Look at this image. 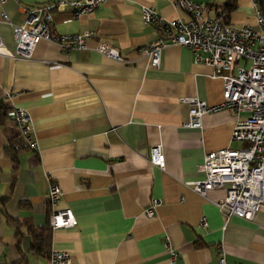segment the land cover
Returning <instances> with one entry per match:
<instances>
[{
	"label": "crops",
	"instance_id": "obj_1",
	"mask_svg": "<svg viewBox=\"0 0 264 264\" xmlns=\"http://www.w3.org/2000/svg\"><path fill=\"white\" fill-rule=\"evenodd\" d=\"M54 1L0 0V34L7 46L15 47L13 24L25 22L24 8ZM174 1L106 0L78 15L70 7L54 8L50 23L55 32H95L86 49L66 51L41 40L30 58L0 55V101L30 112L38 141L33 149L9 118L0 123V196L10 193L12 183L5 150L10 145L18 152L19 168L5 208L13 218L49 224V180L58 183L63 195L56 207L70 208L77 219L75 226L51 230L50 249L71 254L64 264H221V253L226 264H264V210L251 219L226 221L217 206L225 188L204 196L189 184L203 178L198 165L207 152L244 145L231 133L236 119L249 113L222 108L205 113L201 128L184 125L190 103L181 98L219 103L222 79L212 65L195 62L186 46L164 48L159 66L139 51L159 34L153 24H144L142 6H153L170 19L190 18ZM196 1L209 14L226 2ZM236 3L229 22L258 28L253 0ZM99 41L109 42L127 61L96 50ZM6 91L13 94L9 102ZM155 144L162 146L163 168L150 161ZM154 198L161 203L147 216ZM21 201L29 207L22 208ZM21 230L19 249L15 227L0 210V262L50 264V254L31 248L27 227ZM167 240L178 253L174 261Z\"/></svg>",
	"mask_w": 264,
	"mask_h": 264
},
{
	"label": "built area",
	"instance_id": "obj_2",
	"mask_svg": "<svg viewBox=\"0 0 264 264\" xmlns=\"http://www.w3.org/2000/svg\"><path fill=\"white\" fill-rule=\"evenodd\" d=\"M4 0H2L3 2ZM106 0H55L36 8H24L26 20L22 24H13L15 47L11 49L0 34V55L11 58H30L39 41L46 40L69 51L73 48L86 49L88 39L95 35L93 30L77 33H57L50 23V11L54 8L70 7L74 14L97 8ZM177 6L190 13V18H167L153 6L143 5L144 24H153L159 31L156 39L139 47L147 56L149 63L159 66L162 51L176 43L190 48L195 62L210 64L215 76L222 79V101L208 104L196 97L184 96L182 101L190 103L189 119L186 126L201 128L205 113L222 108L233 112L247 111L245 118H237L231 137L244 143L239 148L224 147L209 151L198 165L204 176L200 180L189 182L194 190L206 196L207 191L217 187L225 188V195L217 201L224 219L233 216L251 219L259 210H264V0H253L258 28L250 24L238 25L223 21L216 14L206 12L205 5L196 0H175ZM5 20L8 14L1 12ZM95 49L108 57L125 62L119 50L107 41H99ZM13 94L6 91L4 100H12ZM8 118L24 136L29 147L38 148L33 118L23 106L12 104ZM150 161L160 167L165 166V155L161 144L150 148ZM63 195L60 185L49 180L47 199L52 206L49 225L52 229L72 227L77 219L70 208H57ZM161 199L154 198L145 209L152 216L160 205ZM202 225H207L205 217ZM166 246L170 260L174 261L178 253L172 249L169 240ZM50 264H64L71 261L67 250L52 249ZM221 264L226 257L221 253ZM0 264H2L0 262Z\"/></svg>",
	"mask_w": 264,
	"mask_h": 264
},
{
	"label": "trees",
	"instance_id": "obj_3",
	"mask_svg": "<svg viewBox=\"0 0 264 264\" xmlns=\"http://www.w3.org/2000/svg\"><path fill=\"white\" fill-rule=\"evenodd\" d=\"M237 7L236 0H226L225 3L215 5L214 14L219 16L223 21L229 22L231 12ZM10 106L5 102L0 101V123H3L8 118V111ZM6 153L11 157L12 161V183L10 193L6 196H0V210L3 212L6 220L9 224L15 227V236L17 238V245L20 248V243L24 232L21 230V226L27 227V232L31 235V248L38 254L49 255L51 244V226L48 222L44 225H36L31 217L13 218L10 216L5 208L7 200L10 198L13 186L17 178V171L19 168V156L18 152L14 151L10 145L5 146ZM22 208H28L29 204L25 201L20 203ZM48 213H50V203L48 202ZM197 247L202 246L201 243L196 242ZM23 259V257H22Z\"/></svg>",
	"mask_w": 264,
	"mask_h": 264
}]
</instances>
